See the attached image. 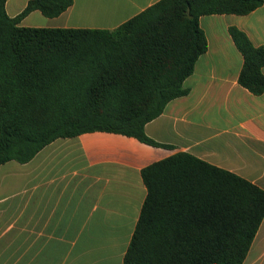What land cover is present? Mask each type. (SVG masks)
Segmentation results:
<instances>
[{
	"label": "trees",
	"instance_id": "1",
	"mask_svg": "<svg viewBox=\"0 0 264 264\" xmlns=\"http://www.w3.org/2000/svg\"><path fill=\"white\" fill-rule=\"evenodd\" d=\"M0 0V165L26 163L58 138L102 131L163 146L144 126L187 94L206 51L199 18L247 15L263 0H159L113 30L25 28L72 0H29L14 18ZM238 84L264 93V50L234 26ZM146 196L123 264H242L264 217V191L180 152L141 170Z\"/></svg>",
	"mask_w": 264,
	"mask_h": 264
},
{
	"label": "crops",
	"instance_id": "2",
	"mask_svg": "<svg viewBox=\"0 0 264 264\" xmlns=\"http://www.w3.org/2000/svg\"><path fill=\"white\" fill-rule=\"evenodd\" d=\"M29 0H6L8 17ZM159 0H72L25 28L113 30ZM207 48L169 101L144 126L148 138L94 131L58 138L26 163L0 165V264H123L146 196L141 170L184 152L264 191V93L238 84L242 56L228 27L264 50V0L247 15L198 20ZM264 75V66L261 69ZM242 264H264V217Z\"/></svg>",
	"mask_w": 264,
	"mask_h": 264
}]
</instances>
